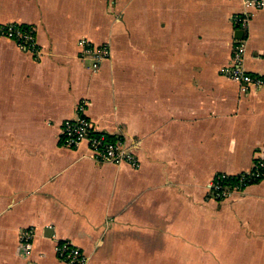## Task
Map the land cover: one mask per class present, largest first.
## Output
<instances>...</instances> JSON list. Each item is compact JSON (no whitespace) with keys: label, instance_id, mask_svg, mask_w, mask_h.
<instances>
[{"label":"crops","instance_id":"crops-1","mask_svg":"<svg viewBox=\"0 0 264 264\" xmlns=\"http://www.w3.org/2000/svg\"><path fill=\"white\" fill-rule=\"evenodd\" d=\"M243 0H0V24L35 28L40 56L0 39V264H264V179L218 199L221 172L264 145V91L221 74ZM242 32V31H241ZM244 66L264 74V7ZM242 35V36H243ZM108 45L98 70L81 38ZM83 106L139 166L103 162L63 123ZM33 229L28 254L23 230Z\"/></svg>","mask_w":264,"mask_h":264},{"label":"built area","instance_id":"built-area-1","mask_svg":"<svg viewBox=\"0 0 264 264\" xmlns=\"http://www.w3.org/2000/svg\"><path fill=\"white\" fill-rule=\"evenodd\" d=\"M244 11L232 15L234 29L241 30L244 34L248 31L255 10L264 7V0H243ZM6 38L40 56L39 42L35 28L18 23L0 24V39ZM81 58H92L94 68L98 70L100 64L110 56L108 45L98 46L87 38H81ZM247 52V37H237L233 43L230 62L221 68V74L238 82L244 92L251 90L264 91V74H253L246 70L244 60ZM78 114L63 123L62 134L66 144L78 146L87 141L90 148L103 162H112L118 165L129 163L134 167L139 166V160L134 149L122 138L111 139L109 135L95 126L85 115L84 107H79ZM264 179V145L253 167L240 174L221 172L215 174L208 183V189L218 199H224L232 192H241L250 184ZM33 229L23 230L20 241L29 254L33 248ZM56 252L65 264H89L90 256L78 245L67 241H59L56 244Z\"/></svg>","mask_w":264,"mask_h":264},{"label":"water","instance_id":"water-1","mask_svg":"<svg viewBox=\"0 0 264 264\" xmlns=\"http://www.w3.org/2000/svg\"><path fill=\"white\" fill-rule=\"evenodd\" d=\"M238 34H239L240 37H242L243 32L240 31V32H238Z\"/></svg>","mask_w":264,"mask_h":264},{"label":"rangeland","instance_id":"rangeland-1","mask_svg":"<svg viewBox=\"0 0 264 264\" xmlns=\"http://www.w3.org/2000/svg\"><path fill=\"white\" fill-rule=\"evenodd\" d=\"M232 24H233V23H232ZM233 27H234V25H233ZM209 182H210V181H209ZM232 193H233V192H232ZM232 193H230V194H232ZM230 194H229V195H230ZM226 197H227V196H226ZM226 197H225V198H226ZM225 198H224V199H225Z\"/></svg>","mask_w":264,"mask_h":264}]
</instances>
